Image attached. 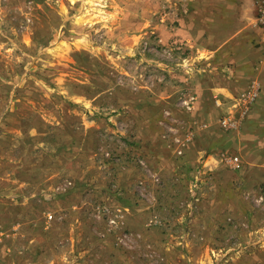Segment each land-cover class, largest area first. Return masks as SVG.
<instances>
[{"label":"rangeland","instance_id":"1","mask_svg":"<svg viewBox=\"0 0 264 264\" xmlns=\"http://www.w3.org/2000/svg\"><path fill=\"white\" fill-rule=\"evenodd\" d=\"M191 7L0 0V264H264L252 150L189 148Z\"/></svg>","mask_w":264,"mask_h":264},{"label":"crops","instance_id":"2","mask_svg":"<svg viewBox=\"0 0 264 264\" xmlns=\"http://www.w3.org/2000/svg\"><path fill=\"white\" fill-rule=\"evenodd\" d=\"M189 1L191 12L178 17L181 27L176 31L190 43L196 53L192 58H198L201 64L191 83L197 101L189 117L198 134L189 148L198 149L197 154L206 159L207 165L201 164L209 168L220 165L219 150L226 144L243 148L246 153L252 150L249 158L245 153L243 156L248 162L245 176L252 180L264 179V143L260 142L264 137V64L261 48L251 42L261 33L256 5L253 0ZM256 83L260 90L244 115L241 95ZM222 114L242 119L239 123L235 119L232 131L239 134L238 143L221 133L219 118ZM206 135L209 145L203 141ZM207 149L213 152L208 154Z\"/></svg>","mask_w":264,"mask_h":264},{"label":"built area","instance_id":"3","mask_svg":"<svg viewBox=\"0 0 264 264\" xmlns=\"http://www.w3.org/2000/svg\"><path fill=\"white\" fill-rule=\"evenodd\" d=\"M255 4L257 5V25L259 26V29L261 31L260 36H259V45L261 47L263 57H264V0H254ZM264 59V58H263ZM260 90V86L258 83H256L255 87H253L249 92H245L241 95V104L243 108V114L247 113L250 104L254 101L256 98L258 92ZM195 101V96H189L187 98L183 99V104L187 108H192L193 103ZM222 125L230 128L236 125L235 121H230L227 118L222 119L221 121ZM230 163L233 165L235 168H239L241 166V162L238 156L233 155L229 157ZM261 194H264V188H262ZM259 200H263V195L259 196ZM112 222H115L113 218H111Z\"/></svg>","mask_w":264,"mask_h":264}]
</instances>
